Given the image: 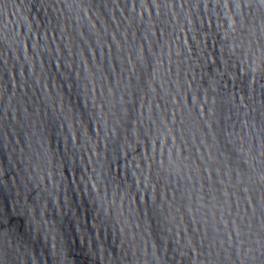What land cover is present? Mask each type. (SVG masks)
<instances>
[{
	"label": "water",
	"instance_id": "water-1",
	"mask_svg": "<svg viewBox=\"0 0 264 264\" xmlns=\"http://www.w3.org/2000/svg\"><path fill=\"white\" fill-rule=\"evenodd\" d=\"M0 264H264V0H0Z\"/></svg>",
	"mask_w": 264,
	"mask_h": 264
}]
</instances>
